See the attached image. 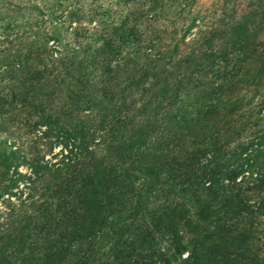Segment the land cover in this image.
Segmentation results:
<instances>
[{
    "label": "trees",
    "instance_id": "obj_1",
    "mask_svg": "<svg viewBox=\"0 0 264 264\" xmlns=\"http://www.w3.org/2000/svg\"><path fill=\"white\" fill-rule=\"evenodd\" d=\"M111 31L116 39L90 60L81 42L72 53L64 44L54 56L48 41L60 39L38 32L22 64L10 70L24 79L0 93L1 100L13 93L31 106L35 99L27 91L20 96L21 86L60 78L73 105L82 103L93 115L81 121L80 106L59 116L37 108L27 134L38 131L42 139L56 131L64 150L57 163L30 156L34 178L26 177L24 187L36 191L40 181L42 194L15 192L19 201L5 202L0 264H264V134L231 144L227 130L215 128L217 110L227 104L215 94L224 91L232 69L224 65L209 73L219 61L208 47L190 52L184 64L174 52L178 61L170 64L172 54L162 55L142 32L135 38L127 22ZM41 47L47 55L35 63ZM120 74L131 79L122 89ZM133 94L143 99L137 111ZM59 131L70 137L60 141ZM10 147L2 162L28 163ZM14 166L7 181L16 186L24 177Z\"/></svg>",
    "mask_w": 264,
    "mask_h": 264
},
{
    "label": "rangeland",
    "instance_id": "obj_2",
    "mask_svg": "<svg viewBox=\"0 0 264 264\" xmlns=\"http://www.w3.org/2000/svg\"><path fill=\"white\" fill-rule=\"evenodd\" d=\"M48 11H53V14L49 15ZM70 11L73 15L67 17L66 14ZM124 22L134 26L135 38H140L142 32V36L146 40L151 39L162 55L172 54L170 64L177 62L180 57L184 64L190 52L204 51L208 47L207 52L216 55V60L219 61L213 69L208 68L209 73H214L216 68L222 69L224 65H227V69H232L227 77L228 81L223 83L224 91L221 94L214 93L215 97L221 95L220 98L227 101V104L217 110L215 128L227 130V139L231 144L244 143L255 135L264 134V0H0V93H9L11 84H17V80L22 78L19 72L14 70L11 73L10 70L13 66L16 69L19 67L17 64H22L20 60L27 54L25 47L35 40L38 32L43 39L48 36L60 39V43L54 37L48 41L47 48L55 49L50 51L54 56L59 57L58 51H64V44H67V51L72 53L81 42L80 47L84 46L83 50L86 51L83 56L90 60L95 51L105 49L108 39H116L110 35L113 26ZM78 27L82 28L85 39L79 34ZM75 28L78 36H75ZM141 46L146 47L148 44L142 43ZM42 49L43 47L39 50L40 55H33L39 59L35 58V63H39L47 55ZM174 52H178L177 61L173 59ZM195 59L197 61L199 57L195 56ZM28 65L33 66L29 62ZM55 65L59 64L56 62ZM190 69L193 66L188 68ZM59 79L55 82L52 79L48 83L26 82L21 86L17 91L20 96H23L22 91H27L28 96L35 99L29 100L31 106L15 100L13 93L0 99V214L1 210L7 211L5 202L19 201L15 192H22L24 197L30 192L36 198L42 194L38 189L42 185L40 181L35 184L36 191L24 187L26 177L34 178L29 164L31 155L43 156L49 163H57L61 159L60 152L64 148L62 143L56 141V131L42 139L38 138L41 134L38 131L27 134L35 121L37 108L45 109L52 116H59L76 107L71 102L73 96L68 93L67 82ZM117 79L121 83V89L131 81L126 74H120ZM138 79L135 76L133 81ZM209 79L207 76L200 81L204 83ZM194 83L190 82L189 87ZM132 97L136 102L133 107L135 110H132L137 111L143 99L140 94H133ZM10 100H14L13 103H5ZM229 104L237 108L231 110ZM79 106L81 109L77 117L81 121L93 115L82 103L76 108L79 109ZM64 124L66 123L62 122L63 126ZM47 129L40 126V130ZM59 132V140L62 142L70 137L67 132ZM236 136L239 138L235 139ZM7 144L12 146L9 149L19 151L28 160V163L10 161L17 166L22 174L21 178L24 177L16 186L7 181L15 166L1 160ZM88 147L98 152L96 146L88 143ZM261 160L263 157L258 158V161ZM6 186L10 188L7 189ZM259 220V226L264 230V217Z\"/></svg>",
    "mask_w": 264,
    "mask_h": 264
}]
</instances>
